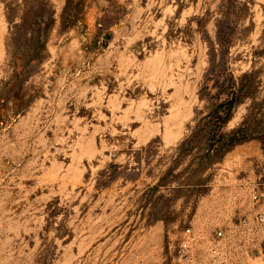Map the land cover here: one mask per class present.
I'll use <instances>...</instances> for the list:
<instances>
[{"label": "rangeland", "instance_id": "374dc122", "mask_svg": "<svg viewBox=\"0 0 264 264\" xmlns=\"http://www.w3.org/2000/svg\"><path fill=\"white\" fill-rule=\"evenodd\" d=\"M258 213L264 0H0V264H264Z\"/></svg>", "mask_w": 264, "mask_h": 264}, {"label": "built area", "instance_id": "2783aa9c", "mask_svg": "<svg viewBox=\"0 0 264 264\" xmlns=\"http://www.w3.org/2000/svg\"><path fill=\"white\" fill-rule=\"evenodd\" d=\"M252 196L254 199L258 198L256 193H254ZM256 219L259 221H262L264 219V214L258 213L256 216ZM182 233H183L182 236H180V238L178 239V243L176 247V254L182 261L185 262V264H190L191 258H192L191 243L193 239V232L191 230V227L187 226L183 229ZM221 235H222L221 230L215 231L214 236L216 238L220 237ZM211 251L213 253L216 252L215 245L212 247Z\"/></svg>", "mask_w": 264, "mask_h": 264}, {"label": "trees", "instance_id": "16d2710c", "mask_svg": "<svg viewBox=\"0 0 264 264\" xmlns=\"http://www.w3.org/2000/svg\"><path fill=\"white\" fill-rule=\"evenodd\" d=\"M239 139L238 137L236 136V131L232 133L231 136H229L228 138H226L225 140L223 141H219L217 142L216 144H212L210 147V149H212L211 151H215L217 150L218 148H223L225 149L227 146L237 142Z\"/></svg>", "mask_w": 264, "mask_h": 264}]
</instances>
